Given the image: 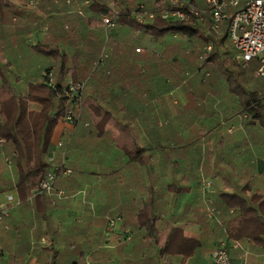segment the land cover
<instances>
[{
    "label": "trees",
    "instance_id": "obj_1",
    "mask_svg": "<svg viewBox=\"0 0 264 264\" xmlns=\"http://www.w3.org/2000/svg\"><path fill=\"white\" fill-rule=\"evenodd\" d=\"M189 1L201 6L197 0ZM139 2L155 9L169 4V0H41L39 5L30 6L28 0H0V139H4V146H0V157L6 152L13 161L15 174L14 180L0 175V192L16 186L22 201L20 209L25 214H28L27 211H35L36 214L39 204L46 209L52 207V198L46 193L34 196L32 202L29 196L51 169L47 156L53 150L54 130L74 103L67 94L69 79L79 81L95 76L101 70L106 77L115 76L107 64L115 59L114 56L119 57L120 48L122 52L128 51L130 59L142 63L134 66V69L137 68L135 76L141 80H156L158 97L176 90L187 97L186 104H183L172 96L176 114L166 116L169 125H159V116L156 122L158 147L166 148L173 158L172 173L179 169L184 178L189 176L196 181L200 178V166L206 176L223 170L221 163H228L235 155L233 148L228 149L235 134L231 131L232 134L228 132L227 136H222L220 129L216 130L222 118L240 115L246 131H239L241 139L236 142L252 141L264 148V76L256 75L259 67L258 63L257 66L253 63L256 60L245 65L234 60V49L227 36L228 22L221 25V34L216 38L207 31L210 30L211 21L209 7L204 6L202 18L191 13L188 19L182 21L157 17L153 22L139 23L130 17ZM19 5L28 10L26 19L16 13L15 7ZM110 8H117L121 13L117 26L129 27L137 35L126 46L120 45L112 36L107 43L109 53L103 59L106 64L101 66L105 28L97 17ZM13 17H16L15 21ZM37 18L41 23L34 25L38 22ZM45 26L49 27L47 35L35 45H28L22 40L23 34ZM169 34L178 36L179 41L167 43L166 36ZM210 42H213V50L204 54L203 48ZM227 42L231 52L224 50ZM135 43L144 46L145 50L137 52ZM98 61L97 67L95 64ZM51 69L54 71L53 84L46 82L43 73ZM208 72L209 76L206 75ZM93 101L87 103L85 96H82L78 103L76 108L83 119L93 110V120L96 121L99 112L106 110L100 101ZM32 104H39L41 109H33ZM167 108L165 103H161L159 110L163 112L165 109L168 113ZM144 123L145 120L142 125ZM124 128L128 131L127 136H132V146L125 147L127 156H144L148 149L138 144V137L132 133L130 126ZM164 140L168 145L160 143ZM203 144L207 145L205 153ZM178 185V182H174L168 187H175L178 192L192 189ZM213 200V205L221 210L220 223L205 213L195 214V220L202 222L207 235L211 236L212 231L220 229L227 240L238 241L259 239L264 233V201H259V197L246 198L240 191L219 190ZM25 214L24 217H27ZM154 217L152 221L148 219L144 223L152 234L158 231ZM30 219L33 220V217ZM28 221L25 220L28 225L26 233L20 220L14 219L7 228L0 225L3 234L0 264H23L32 252L43 257V264L68 263L59 258V251L51 238H47L51 243L47 251H55L51 258L32 250L31 223ZM36 238L40 239L41 234ZM165 241L160 246L163 255H182L180 264H186L187 259L204 245L201 240L184 236L177 227L168 230ZM156 244L159 245V242ZM69 248L66 245L62 253ZM5 251L10 253L7 259H4Z\"/></svg>",
    "mask_w": 264,
    "mask_h": 264
},
{
    "label": "crops",
    "instance_id": "obj_2",
    "mask_svg": "<svg viewBox=\"0 0 264 264\" xmlns=\"http://www.w3.org/2000/svg\"><path fill=\"white\" fill-rule=\"evenodd\" d=\"M19 7L20 5L15 7L16 13L26 19L28 10L24 9L23 15H20ZM97 19L101 22L100 16ZM37 20L34 25L41 23L38 18ZM48 31L49 27L45 26L25 33L21 38L26 44L35 45ZM136 35L126 26H117L108 34L105 32L101 56L104 52L109 53L107 43L112 36L120 45L126 46L129 41H134ZM134 47L140 48L141 52L145 50L144 46L137 43ZM119 53V57L114 56L115 59L107 64L115 76L106 77L101 70L95 76L79 80L85 82L83 96L87 103L98 100L106 110L99 112L96 121L93 120V110L89 115L86 114L85 119L80 114L81 119L75 124L61 120L54 130L53 150L59 140L65 142L68 167L72 170L71 174L60 176L57 181V188L63 189L66 197L58 199L47 209L39 204L36 214L35 211H27L28 214H25L20 209L22 201L17 187L4 190L0 192V207H7L9 214L0 220V225L7 228L14 219L20 220L26 233L28 225L25 220L28 219L31 223L29 233L32 250H38L42 256L51 258L55 252L47 251L51 244L47 238H51L55 249L59 251V258L69 262L76 261L72 264H180L182 255H163L160 247L165 244L167 232L172 227L181 229L186 237L203 241V244L208 243L209 238L217 240V246L209 251L210 255L221 241H225L235 264L244 259L251 264H264L263 232L259 239L229 241L220 229L212 231L211 236L207 235L202 222L195 220V214L205 213L210 219L221 222V210L213 205L214 195L219 190L240 191L246 198L256 196L259 201H264V148L252 141L237 143L239 140L234 139L229 142L228 149L233 148L235 155L228 163H221L223 170L218 174L206 176L202 166L198 168L200 178L196 181L189 176L184 178L179 169L172 173L173 158L166 148L158 147L156 122L159 116V125H169L170 121L166 116L176 114L172 96H175V101L178 99L183 104H186L187 97L178 90L158 97L156 80H141L139 76H135L137 68L134 69V66L142 63L130 59L127 50L122 52L120 48ZM98 63L99 61L95 65ZM105 64V60L100 63L101 66ZM51 71L54 73L53 69ZM161 103L168 107V113L165 109L163 112L159 110ZM31 107L41 109L39 104H32ZM142 119L145 120L144 125ZM231 119H234L235 125L227 130L231 132L236 127L233 134L239 131L245 133V122L240 115L222 118L216 130ZM95 122L99 124L96 125ZM124 126H130L132 133L138 137V144L148 149L144 156H127L125 147L132 146V136H127L128 131ZM160 143L168 145L165 140ZM0 146L3 147L4 143H0ZM206 146H202L204 153ZM6 157V152H3L0 161H5L11 174L4 177L14 180L13 161L9 166ZM234 180L240 183H235ZM174 182H178L180 187L190 186L192 189L178 192L177 188L168 187ZM35 188L29 196L31 202L34 196L40 195L34 193ZM8 194L14 197V202L7 201ZM51 198L53 199L52 196ZM145 206L146 209L143 210ZM153 215L158 231L152 234L147 231L144 223L148 219L152 221ZM31 216L33 220L30 219ZM116 218L114 227L109 231L110 221ZM39 234L40 239L36 238ZM2 245L3 234L0 229V248ZM66 245L70 248L62 253ZM9 254L5 251L4 259ZM42 258L32 252L23 264H43ZM69 262L66 264H70ZM210 262L211 256L209 264Z\"/></svg>",
    "mask_w": 264,
    "mask_h": 264
},
{
    "label": "built area",
    "instance_id": "obj_3",
    "mask_svg": "<svg viewBox=\"0 0 264 264\" xmlns=\"http://www.w3.org/2000/svg\"><path fill=\"white\" fill-rule=\"evenodd\" d=\"M158 0H152L157 2ZM209 7L210 13V33L217 38L221 34V25L228 22L227 36L228 42L234 49L233 58L237 63L247 64L252 60L259 63L256 75L264 76V0H204ZM30 6H36L39 0H28ZM194 13L202 18L203 9L191 3L189 0H169L168 6L155 9L149 7L144 2H139L131 11L130 17L139 23L153 22L157 17L169 21H182L190 17ZM120 11L117 8H110L103 12L100 20L105 28L106 34L117 27V20L120 17ZM213 42L204 46V54L213 50ZM137 52L141 49L137 48ZM107 56L104 52L100 58L103 60ZM203 57V55H201ZM46 82L53 84L54 75L51 70L44 72ZM84 81L69 80L67 86V94L71 102L65 121L75 124L80 121L81 115L77 110L78 103L82 100ZM0 143H4V139H0ZM9 166L12 165V159L6 157ZM50 171L41 180L40 184L35 188L34 193L49 194L53 197V204L58 199L66 197L63 189L57 188V181L60 176L69 175L72 170L68 167L67 148L63 140L57 142L56 148L48 155ZM8 202H14V197L10 194L6 195ZM213 209L210 211L212 213ZM7 207H0V220L8 216ZM118 218L112 219L109 225V231L115 225ZM239 247V244L235 245ZM210 264H235L230 253V248L225 241H221L219 246L212 252ZM239 264H251L244 259Z\"/></svg>",
    "mask_w": 264,
    "mask_h": 264
},
{
    "label": "rangeland",
    "instance_id": "obj_4",
    "mask_svg": "<svg viewBox=\"0 0 264 264\" xmlns=\"http://www.w3.org/2000/svg\"><path fill=\"white\" fill-rule=\"evenodd\" d=\"M40 1L41 0H39V3H40ZM197 1H199L201 3V6H198L201 9H203L204 6H207V4H206V2L204 0H197ZM23 10H24L23 7H21V8L19 7V13H20V15H23L22 14L24 12ZM203 12H204V10H203ZM207 31H209V30L207 29ZM166 39H167L166 40L167 43H173L174 41H179L180 38L178 36H174V35H170L169 34V35L166 36ZM146 43H147V40H146ZM156 46H158V45H156ZM224 50H227L229 52L232 51L231 46L228 44V42L225 43ZM253 63L256 66L259 64L258 61H254ZM206 75L209 76L210 75V72H208ZM224 106H226V104ZM233 121H234V119H231V120H229L227 122L225 121V123L222 125V127L220 129L221 130L220 131V134L222 136H224V135L227 136V133L229 132L227 129L229 127L235 125L233 123ZM235 130H236V127H234V129H233V133L235 132ZM230 134H232V132ZM209 136H211L212 139L214 138V137H212V135H209ZM233 139H239V133L235 134V137H233ZM10 174H11V172H10L9 168L6 166L5 161L4 160L3 161H0V175H2V176H8ZM234 182L235 183H237V182L240 183V181H236V180H234ZM213 240H214L213 238H209L208 243H205L202 246V248H200L196 253H194L193 255H191L187 259L186 264H209L210 256H211L209 251L211 249H213L214 247L217 246V240H215V241H213Z\"/></svg>",
    "mask_w": 264,
    "mask_h": 264
}]
</instances>
